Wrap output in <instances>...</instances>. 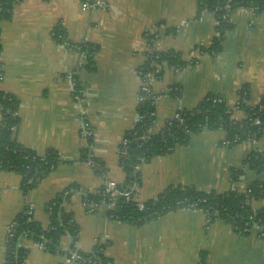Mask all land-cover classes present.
<instances>
[{
	"label": "crops",
	"instance_id": "obj_1",
	"mask_svg": "<svg viewBox=\"0 0 264 264\" xmlns=\"http://www.w3.org/2000/svg\"><path fill=\"white\" fill-rule=\"evenodd\" d=\"M94 1L104 8H85L81 0H21L9 19L0 18V92L19 101L15 140L39 156L54 152L59 159L27 192L19 175L0 171V264L6 229L25 209L47 229L46 206L64 190L77 187L94 194L103 177L123 183L118 149L137 123V71L149 52L174 53L185 64L163 67L151 85L153 134L208 95L222 97L235 121L245 117L235 109L243 86L252 106L264 95V12L234 10L220 50L213 53L201 49L218 37L217 20L209 11H198L199 0ZM55 30L65 42L95 49L93 71L85 68L80 50L54 39ZM172 88L180 95L172 96ZM81 112L93 131L90 152L102 165V176L80 160ZM223 138L221 129L202 130L190 134L184 146L140 164L135 200L144 204L177 187L244 195L250 184H264V133L257 141L229 147L221 146ZM251 153L262 156L259 172L245 164ZM250 207L264 209V195ZM62 208L77 227L76 241L63 236L56 253L27 244L25 264H66L67 249L88 256L96 247L112 264H199L201 259L205 264H264V238L253 231L241 235L218 219L209 222L199 210H176L133 226L110 219L103 208L88 213L79 194Z\"/></svg>",
	"mask_w": 264,
	"mask_h": 264
},
{
	"label": "trees",
	"instance_id": "obj_2",
	"mask_svg": "<svg viewBox=\"0 0 264 264\" xmlns=\"http://www.w3.org/2000/svg\"><path fill=\"white\" fill-rule=\"evenodd\" d=\"M20 1L0 0V18L9 19L13 6ZM81 2L87 8L95 5L94 0H81ZM239 8L254 9L258 13L264 12V0H199L198 11L213 13L218 24L216 29L218 37L208 49H201V51L217 53L220 50L223 34L230 29L229 16ZM54 32L59 33L58 30ZM66 44L69 49L79 48L80 52H86L88 57L85 60V68L88 71L94 70L92 55L95 49L93 47L87 44H71L69 42ZM147 63L144 64L143 69L149 73L153 72V68ZM156 63L175 68H182L185 65L174 53L160 54ZM171 93L172 96H179V88H172ZM215 99L223 100L222 97L208 95L193 110L178 111V120H171L170 125L166 124L161 131L150 135V137H146V134L154 122V116L151 117V113H154V105L149 98L143 99L136 108V126L124 135L122 140L126 144L121 143L118 149V165L124 174V181L122 184H118L119 188L128 190L129 183L134 179L139 185L137 167L154 157L169 154L176 146H184L190 134L202 130L221 129L229 145L233 144L234 139H237L238 144L257 141L263 135L264 95L260 97L256 106H250L248 105L250 99L248 88L247 86L241 88L236 109L245 115L242 121H235L232 118V114L227 112L228 108L224 100L222 103H214ZM18 108L19 101L16 97L0 92V171L19 175L22 178L21 189L23 192H27L48 176L59 163V159L54 152L39 156L16 142L14 133L18 125ZM255 121H258L259 124L255 125ZM88 159L87 153L80 154L82 162L86 163ZM94 161L96 160L94 159ZM96 163L98 167L93 171L102 176L104 169L99 162L96 161ZM245 164L249 169L259 172L263 164L262 156L251 153ZM232 175H234L233 172ZM76 190H78L77 187H69L47 204L46 210L50 221L47 229H43L38 223L31 220V217L25 213L26 209L16 216L12 221L14 224L13 235L6 238L5 241L3 264H24L28 250L26 247L16 248V244L21 239L27 246V244L40 243L42 236L45 240V251L50 253L57 252L60 240L65 235L69 236L72 242L76 241L77 227L62 208V203L72 197L73 191ZM102 191L101 187L100 192ZM263 195L264 184L259 182L250 184L244 195L231 192L225 194L204 193L192 188H168L155 200L144 203L142 210L138 209L133 202L125 203L123 199H119L111 214L118 222L140 226L172 211L193 209L201 211L209 222L215 219L221 220L241 235H247L255 227L264 233V209L253 211L250 207L251 201L261 199ZM101 200L104 201L101 197L92 194L82 196L84 204H99ZM92 255L94 258L91 259V262L112 264L102 255L99 247L94 249ZM199 264H205L203 259Z\"/></svg>",
	"mask_w": 264,
	"mask_h": 264
},
{
	"label": "built area",
	"instance_id": "obj_3",
	"mask_svg": "<svg viewBox=\"0 0 264 264\" xmlns=\"http://www.w3.org/2000/svg\"><path fill=\"white\" fill-rule=\"evenodd\" d=\"M93 7L104 8V6L102 4H99L97 2H95V5ZM252 10H254V9H252ZM52 36L54 37V39L56 41H58V43L60 45L67 48V44L64 41L63 36H62V34H60V32L59 33L53 32ZM77 49L79 50V48H77ZM159 55L160 54H157L155 52H149V55L147 56V60L145 63L148 62L147 64H149V66L153 68V72H150V73L147 72L146 70L143 69L144 66L137 71V74H138V77L140 80V85H139V89H138L137 105L139 103H141L143 101V99H145V98H149L152 101V104L154 105L155 98L152 95L151 85L157 79L156 77H158V73L160 72V67H161V70L163 67H165L164 64L156 63V59H158ZM81 56H82V59L84 61L88 57L86 52H82ZM75 87H76V85H75V83H73V88L75 89ZM222 101H223L222 99H215L213 102L214 103H222ZM248 105L252 106L249 103H248ZM253 106H256V105H253ZM235 109H236V107H235ZM232 111H233L232 109L228 108L227 112H230L232 114ZM153 116H154V113H151V117H153ZM178 119H179V114L176 113L170 120H168L166 122V124L170 125L171 120H178ZM78 123L80 126L79 136L84 143L81 153H84V152L87 153L89 159H88V161H86V163L93 170L96 167H98L96 161H94V157L91 155V152H90V149H91L90 147H91V142H92L91 140L93 139V131H92V128L90 127L89 123L87 122L86 117L84 116L83 112H81L79 117H78ZM254 124L258 125L259 123H258V121H255ZM150 135H153L152 126H151V128H149V130L146 134V137H150ZM142 139H144V138L142 137ZM121 143H123L124 145L126 144L125 141H123V140ZM232 143H233L232 145H229V142H227L225 140V138H223V140L221 141V146L229 147V146L236 145L237 139H234ZM103 178H104V183L102 185L103 191L100 192V190H99L92 195L99 196L104 201L101 200V202L99 204H97V203L84 204L82 202L83 206L85 207V209L88 213H94L95 211L103 208L106 211V215L110 219L117 221L116 218L113 216V214H111V211L115 208L116 201L119 199H123V201L125 203L133 202V203H135V205L137 206L138 209H140V210L143 209L144 204L136 201L134 198L135 194L137 192V189H138V183H137L136 179H134L133 181H131L129 183L130 187L128 190H122L119 188L117 183H115L111 180H108L105 177H103ZM73 192L75 194H79L82 196L87 194L86 192H83L80 189L73 191ZM63 204L64 203H62V205ZM191 210H193V209H191ZM25 213L27 215L31 216L32 211L29 208H27ZM13 226H14V224L11 222L10 225L8 226V228L6 229V238L12 237ZM252 231L255 232L260 238H264V233H261V231L258 227H255L254 230H252ZM40 240H41L40 243L32 244V245H34V247H37V248L45 251V246H44L45 240L43 239L42 236L40 237ZM23 247H26V244H25L24 240L21 239L16 244V248H23ZM65 256H66V259H65L66 264H73V263L98 264V261L91 262V259L94 258V256L92 254L89 256H83V255L76 253L73 250L67 249L65 251ZM24 264H25V262H24Z\"/></svg>",
	"mask_w": 264,
	"mask_h": 264
}]
</instances>
